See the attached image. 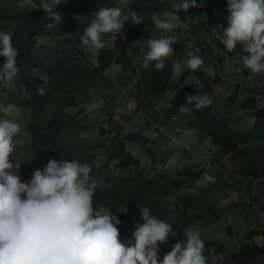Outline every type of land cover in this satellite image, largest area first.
<instances>
[{
    "label": "trees",
    "instance_id": "obj_1",
    "mask_svg": "<svg viewBox=\"0 0 264 264\" xmlns=\"http://www.w3.org/2000/svg\"><path fill=\"white\" fill-rule=\"evenodd\" d=\"M34 2L37 4L36 9L27 4L19 8L18 0H0V31L12 33L13 45L20 53L17 58L20 72L11 87H0V104L11 103L16 106V112L7 118L20 124L18 135L24 131L29 133V148H38L41 154L42 150H54L61 158L71 162L75 154L78 159H87L89 151L82 148L76 153L70 148L66 150L64 147L67 143L79 144L82 140L92 138L106 150L113 149L126 170L139 168L141 172L138 171L133 187L114 190L117 197L109 204L115 211L134 208L123 221L124 226L120 227L122 239L126 240L134 231V222L143 223L140 207H148L152 215L165 219L178 231L188 227V230L201 232L202 239H205L207 264H264V245L255 242L258 229L251 230L254 228L251 220H255L257 228L260 222H257L256 217L250 218L253 213L261 212L264 215V107L258 108L256 96L246 99L239 106L241 95L236 86L235 92L224 103L228 111L234 113L242 108L255 117V121L245 129L236 127L240 121L233 119V114H219L212 106L196 110L187 100L189 95L209 96L215 92L216 85L222 82L219 74L206 80L202 73V86L188 87L175 97L172 110L182 108L180 112H190L194 119L190 126L199 130V134L204 133V137L211 139L217 147L212 162L222 170H227V161L231 160L235 181L227 182L217 173V168L216 174L212 173L216 182L203 188H197L195 181L205 172L195 165L176 171L173 178L144 167L127 152V145L136 143L147 149L154 162L156 157L149 138L139 131L122 135L112 126L103 125L96 118L95 108H92L95 107L92 91L109 69L113 66L122 71L124 68L135 69L131 51L136 53L139 67L145 69L142 67L144 49L137 50L125 41L124 32L129 26L138 22L148 24L153 15L162 19L167 15L178 16L194 33L195 42L202 53L209 52L204 41L205 36L212 31L208 30L206 22L211 18L212 8L216 7L218 1L213 4V0H210L209 9L205 8L199 13L198 8L177 12L174 5L179 0H126V3L123 0H62L55 7L62 20L53 29L45 27L52 21L43 19L46 13L39 7L40 0ZM102 7H120L124 23L114 36H102L107 46L99 50L96 56L98 66H93V52L82 44L80 37ZM112 37L115 40L111 44L109 39ZM171 47L173 57L165 58L162 71L155 69V61H150L146 68L152 70L155 79L148 88H154L156 95L172 87L182 77L181 74L175 80L172 78V64L181 63L184 66L188 47L181 42ZM3 62L4 58L0 57V65ZM184 72L186 80L196 76L190 71ZM37 86L46 89L44 96L37 95ZM153 95L152 92L146 95L142 90L139 91L136 105L138 112L152 108ZM89 106L92 112L88 111ZM87 118L89 122H86ZM14 141L17 143L16 149H19L18 137H14ZM153 165L156 166L155 163ZM27 169L33 172L40 168L30 163ZM120 194L125 199H121ZM222 195L227 197L222 198ZM167 204L171 206L167 207ZM170 211H173L172 216H169ZM239 213L248 218L239 217ZM233 225L238 227L236 234L232 231ZM241 227H246V233L241 234ZM263 235L264 231L259 234Z\"/></svg>",
    "mask_w": 264,
    "mask_h": 264
},
{
    "label": "clouds",
    "instance_id": "obj_2",
    "mask_svg": "<svg viewBox=\"0 0 264 264\" xmlns=\"http://www.w3.org/2000/svg\"><path fill=\"white\" fill-rule=\"evenodd\" d=\"M209 1L179 0L174 7L177 12L198 8L197 11L200 13L208 7ZM61 2L62 0H40L39 7L46 13L43 19L52 21L45 25L46 28L53 29L55 25L61 23L62 17L55 11V7ZM123 2L126 3V0ZM25 4L32 9L37 8L34 0H18L19 8H24ZM213 4H216V7L212 8L213 14L206 22V27L212 33H208L204 41L209 52L202 53L195 42L194 33L185 21L178 19V16H166L162 19L158 15H153L148 24L138 22L129 26L124 32L125 41L130 36L128 32H138L127 42L137 50L144 49L142 67L145 69L150 61H155V69L162 71L165 68V58L173 57L171 45L174 43L181 42L188 47L189 52L184 55V66L181 63L172 64V78L175 80L182 74V77L171 87V90H176L171 102L172 106L178 92L191 86L203 85L202 73L206 80L219 74L222 82L216 85V91L209 96L189 95L187 100L194 109L200 110L208 106L215 108L219 104L216 102L212 104L213 95L230 94V86L226 84V80L231 74L222 73V61L214 55V46L218 41L230 53L237 48V45L243 46L247 53L242 58L244 67H238L236 71L240 74H245L246 71L248 81L255 83L254 75L264 72V0H213ZM226 6L227 26H215L219 24L222 10ZM122 16L120 7H102L80 37L82 44L93 52L91 61L93 66H98L96 56L99 50L107 46L102 36L104 34L114 36L118 33L124 23ZM150 24L157 29V38H152L148 34L146 28ZM221 27L222 35L218 37ZM112 38L109 39L110 43H113ZM214 40L216 41L213 45ZM144 41L148 43L147 48L141 47ZM133 54L136 56V53ZM19 55V50L13 45L12 33L0 31V57L4 58L3 64L0 65V87L9 88L15 83L20 72L17 60ZM203 59L212 63L213 74L210 76L202 70ZM136 64L140 65L138 59L134 61V65ZM112 68L120 71L117 66ZM184 71H190L196 76L186 80ZM236 86L238 94L241 95L239 106L246 99L256 96L258 108L264 107L259 104L257 94L246 98L244 92L247 91L245 88L247 85L238 82ZM45 92L44 87H36L37 95L44 96ZM228 98L226 96L225 101ZM134 106L136 110V105ZM181 110L182 108L172 110L166 105L157 110L152 107L149 109V117L155 112L161 115L162 125L175 124L176 134L179 135L184 128H187L186 137H190L191 129L196 138L202 137L199 130L190 126L191 123L181 124L178 120L180 113H184V111L180 112ZM14 112H16L15 105L0 104V264H207L204 255L205 241L199 231L188 230V227L178 231L165 219L152 215V210L148 207H140L143 223L134 222V231L128 235L129 238L126 240L121 238L120 227L124 226L123 221L134 211V208L115 211L109 207V204L117 197L114 190L121 191L133 187L138 171L141 172L139 168L126 170L113 149L106 150L98 145L97 141H92V138L82 140L79 144L67 143L64 147L66 150L70 148L75 153L81 148L89 151L87 159L84 157L78 159L75 154L73 160L69 162L54 150H42L41 154L38 148H29V133H27V142H23L21 135H18L21 130L20 124L7 118ZM187 113L192 115L190 112ZM137 125L134 123L133 128ZM149 127L156 129V124H149ZM112 128L121 133L116 127L112 126ZM144 129L145 127L141 126L139 132ZM161 136L166 138L165 135ZM14 137L19 139V149H16L17 143ZM149 140L156 161L153 162L147 149L138 144L136 146L147 155L146 164L133 155L129 150L130 145H127V152L144 167H147L148 162L151 161L152 164H156L157 169L159 158L153 148V139L149 138ZM90 148H93V151H90ZM182 151L197 154L199 148L188 144ZM30 163L40 169L28 171ZM215 166L218 168L217 171H222L223 174L226 171ZM228 168L232 173V168L229 166ZM162 169V166H158L157 171L163 173ZM175 172L172 173L173 177ZM223 178L227 181L225 174ZM215 182V176L203 173L201 178L195 181V185L197 188H203ZM181 193L180 191L179 194ZM119 197L125 199L121 194ZM169 206L171 205L167 204V207ZM170 234L172 237L184 234L185 239L180 238V241L161 258L158 255L160 245L168 241Z\"/></svg>",
    "mask_w": 264,
    "mask_h": 264
},
{
    "label": "rangeland",
    "instance_id": "obj_3",
    "mask_svg": "<svg viewBox=\"0 0 264 264\" xmlns=\"http://www.w3.org/2000/svg\"><path fill=\"white\" fill-rule=\"evenodd\" d=\"M170 16V15H167ZM227 6L222 10V14L220 16V20L225 19V25L227 26ZM220 25L215 24V26ZM148 34L151 35L152 38H157L158 32L157 29L150 24L147 28ZM130 36L126 38V41L131 38V36H136L138 32H128ZM222 35L221 33H218L217 36L219 37ZM115 40V37L112 38V41ZM214 40L212 44H215ZM112 44V42H111ZM141 47H148L147 41H144L141 44ZM130 56L133 59V61L136 60V56L134 51L130 52ZM221 54L224 56H229L230 59H239L247 53L244 51V48L242 45H237V48L233 52H227L226 50L221 51ZM134 70H127V68H124L123 71L115 70L114 68L109 69L105 77L100 78V82L97 83L96 88L92 91V97L94 100V106L92 108H95L96 110V118H99L100 121L103 123V125L107 126H113L116 127L118 130H121V134H128L131 131H140L141 126L146 127L144 130L141 131L142 135L153 139L152 144L153 148L158 155V166H162V172L165 176L173 178V172L177 171L181 168H186L190 166L196 165L199 170L202 169L206 174L212 175V173L216 174L217 167L213 164L212 159L215 157V152L217 153V147L214 146L211 139H206L204 137V133L202 134V138L204 140L202 141L201 138L188 137L187 142L190 145H195L199 148V153L197 154H188L184 153L181 149H174V144L181 139H184L186 136L187 128H184L183 131L178 135L175 132V124H167L162 125L160 123L156 124V129H151L149 125L146 123V120L149 118V110L146 111H140L138 112L137 109L135 110V106L137 105V97L140 90L143 91L144 94H149V92H152L154 94L152 97V107L154 109H159L163 105H166L170 108H173L171 105L172 99L176 94V90H171V87L166 88V91H163L162 95H156V93L153 92L154 88H148L152 85V83L155 81V79L152 76V70L151 69H142L141 66L139 67L137 64L134 65ZM229 75L228 79L226 80V84L229 85L230 94H224L223 96L213 95L212 100L214 104H219L217 107H215V112L219 114H233V119L236 121H240L236 127L238 129H245L248 127L249 123L251 121H255L253 119V115L250 112H247L243 110L242 108L235 111L234 113L232 111H228L224 103L225 97L227 98L232 95L235 92L236 84L238 83L239 76L234 75L233 77H230ZM254 81V80H253ZM187 85V84H186ZM255 90V89H254ZM156 96V97H155ZM151 97V98H152ZM259 97V103L264 98L263 95L260 94ZM103 106V107H102ZM131 106H134L131 111H127L128 108H131ZM263 106V105H261ZM76 110V109H74ZM89 112H92L91 106L88 108ZM122 111V112H121ZM118 112H120L118 114ZM155 114V112H153ZM116 114V115H115ZM158 116V114H156ZM155 120V116H151ZM184 119V117H182ZM234 120V121H235ZM187 121L191 123L194 121L192 115L189 114V118H187ZM86 122H89L88 118L86 119ZM135 124H138L135 128H133ZM152 124V123H151ZM192 131V129H191ZM165 135L166 138L164 136ZM21 139L23 142H27V132L24 131L21 135ZM129 150L133 153V155L141 160L144 164H146L147 155L138 147L136 146V143H130L129 144ZM171 147V149H169ZM206 160V161H205ZM158 166L157 169L154 167V165L151 163V161L148 162L147 169H152L155 172H158ZM228 166L232 168L231 161H228ZM218 174H220L222 177L226 176L227 181L230 183H233L235 181V178L233 174L230 172L229 168L222 173V171H218ZM217 174V175H218ZM262 190V189H260ZM227 195H222V198H226ZM173 215V211L169 212V216ZM246 215H242V213H239V217ZM256 217L257 222H260V227L257 228V223L255 220H251V224L253 225V229H258L259 234H261L264 231V215L260 212L253 213L250 218ZM248 218V217H247ZM232 222V221H231ZM229 228V227H228ZM232 231L236 234L238 231V227L236 225H233ZM247 229L246 227H241V234L246 233ZM201 234V232H200ZM258 236L255 239V242L261 246L264 245V235ZM180 238L182 240L185 239L184 234H180L179 236L172 237L171 234L169 235L168 241H166L164 244L160 245V252L158 255L162 258L167 252H169L172 248V246L180 241ZM202 238V236H201ZM205 241V239H203Z\"/></svg>",
    "mask_w": 264,
    "mask_h": 264
},
{
    "label": "crops",
    "instance_id": "obj_4",
    "mask_svg": "<svg viewBox=\"0 0 264 264\" xmlns=\"http://www.w3.org/2000/svg\"><path fill=\"white\" fill-rule=\"evenodd\" d=\"M225 21H226L225 19L220 20L221 26L226 27ZM222 31L223 30H222V27H221V31L220 32H222ZM214 48H215L214 55L218 56L220 58V60L222 61V63H221V65H222V73L226 74V75H227V73H229V74H231L230 77H233L234 75H237V76H239V78L241 77V79H239V81H238L239 84L245 85V86L247 85V87H245L247 89V91L244 92V94L246 95V98L248 96L254 95V94H257L258 96H260L259 94H261V95L264 96V72L256 73L254 75V79L256 80V82L255 83L250 82V81H248V76H247L248 73L246 71H245V74H240V73H238L236 71L238 67H244L242 65V63H243L242 62V60H243L242 58L243 57H241L239 59H230V57L228 55L227 56L222 55L221 51L225 50V48L220 43V41L216 42V45L214 46ZM203 60H204V63L202 64L203 72L205 74H207L208 76L212 75L213 74V73H211L212 70H213V67L211 66L212 63L206 62L205 59H203ZM223 68H225L226 71ZM259 104L260 105H264V98L262 99V101H260ZM133 107L134 106H131V108H128L127 111L128 112L131 111V109ZM152 115L155 116V118L157 117V119L155 120L154 118H152L151 117ZM158 116H156V114H151L150 117L146 120V123L148 125L149 124L151 125V123H153V124H157V123L162 124L163 123V119H162L161 115H158ZM182 117H184V119H182ZM187 118H189V113H187V111H184V113H180V116L178 117V120L181 122V124H185V123L187 124V123H189L187 121ZM176 127L179 128V126H176ZM189 134H190V137L195 136V133L193 131H189ZM186 136H185L184 139L178 140L174 144V149L178 148V149H182L183 150L185 148V146L189 144L187 142V138L188 137H186ZM169 149H171V147H169Z\"/></svg>",
    "mask_w": 264,
    "mask_h": 264
}]
</instances>
